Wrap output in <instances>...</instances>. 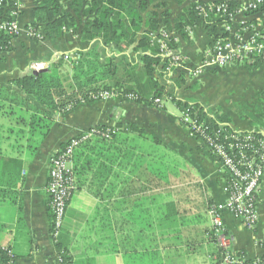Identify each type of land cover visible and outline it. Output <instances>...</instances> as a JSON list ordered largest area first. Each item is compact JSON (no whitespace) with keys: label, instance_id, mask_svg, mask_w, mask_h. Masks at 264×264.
I'll use <instances>...</instances> for the list:
<instances>
[{"label":"crops","instance_id":"1","mask_svg":"<svg viewBox=\"0 0 264 264\" xmlns=\"http://www.w3.org/2000/svg\"><path fill=\"white\" fill-rule=\"evenodd\" d=\"M35 1L22 0L23 28L36 19ZM216 1L220 0H155L149 11H156L161 22L168 20L169 25H162L168 27L176 49L191 62H198L203 51L212 46L213 27H223L218 17L208 24L191 22L190 9L195 3ZM237 1L243 4L249 0ZM259 16L237 13L231 21V36L241 33L249 37L250 30L244 23ZM12 44L13 50L0 52V88L15 89L12 81L31 73L30 66L35 61L71 62L78 58L79 50L96 47L102 53V49L117 48L113 42L82 40L72 32L57 39L35 40L24 31ZM131 50L133 54L124 57L129 56L134 62H140L141 53L148 52L134 51L132 47ZM117 53L106 57L101 54V59L115 58ZM178 70L177 76L182 75L185 80L177 84L166 72L163 75L168 79L167 85L158 67L165 93L183 102H198L208 113L220 110L230 117V125L236 131L261 129L255 124L257 117L249 121L246 116L250 118L248 113H254L250 105L255 100L264 99V64L247 67L232 63L201 76ZM191 77L198 78L196 84L189 90L181 89ZM204 79L213 80L214 84L203 87L199 82ZM15 90L36 108L50 112L53 122L46 135L35 136L33 145H29L28 128L4 116L0 109V246L12 248L16 255L13 264H227L218 260L219 244L213 238L208 214L209 202L225 201L226 175L208 147L194 139L181 123V107L169 99L161 107L111 99L82 103L61 113ZM169 102L177 111L169 107ZM17 110L18 114L32 113L31 108L22 105ZM118 123L135 124L145 130L148 138L141 141L145 148L139 158L141 166L136 168L134 155L127 154L126 167H117L109 187L99 192L77 188L59 238L65 249L58 248L52 237L47 192L51 157L64 142L92 127ZM258 210L259 222L254 230L246 228L228 209L222 212L231 248L244 251L251 258L264 254V179Z\"/></svg>","mask_w":264,"mask_h":264},{"label":"trees","instance_id":"2","mask_svg":"<svg viewBox=\"0 0 264 264\" xmlns=\"http://www.w3.org/2000/svg\"><path fill=\"white\" fill-rule=\"evenodd\" d=\"M154 1L36 0V19L31 26L36 29H42L44 33L43 39H57L66 32H72L81 36L82 40L104 39L107 43L113 42L119 47L120 51L132 47L134 51L147 49L148 52L141 53L140 62H134L129 56L121 60L109 57L102 61L101 53L96 47L87 51L79 50L76 52L78 58L70 60L71 62H65L70 69L67 77L60 72V68H63V62L54 61L50 64V67L40 70L38 73L31 71V73L15 78L12 81L16 87L15 89L33 97L48 109L57 110L61 113H67L82 104L81 98L88 99L91 92L101 90L116 92L120 90L123 95L122 100L146 103L157 107H161L163 102L169 99L178 107L190 108V115L194 120L208 118V122L203 125L200 132L195 134L194 139L203 142L206 138H211L215 143H220L227 147L228 140L225 139V135L221 134L220 131L223 128L231 133L237 132L231 127V119L227 114L219 110L209 115L200 103L183 102L174 95L165 93V86L161 83L157 70L158 67H161V74H165L167 63H164L160 56L161 47L158 39L161 38V30L168 29L166 25H169V22L166 19L161 22L156 11H149V7ZM222 1L227 4L226 14H236L241 7L237 0H220L213 3L218 5ZM197 4H193L190 9V19L193 23L199 20L196 11ZM259 12H264V4L256 9H247L245 14L255 15ZM2 14L3 10L0 9V16ZM144 14H146V17ZM231 21L229 20L230 26L232 24ZM162 23L166 25H162ZM144 29L146 30L142 31ZM212 31L215 39L219 37L228 39L231 36V32L225 28L213 27ZM142 32L143 35L140 37ZM15 38L8 35L1 36L0 52L13 50L12 42ZM171 39L172 47L176 49L177 45L174 43L173 37ZM35 40L39 39L36 38ZM239 64L254 67L258 63L245 61ZM53 67L60 74H54L56 72H52ZM178 71V69L174 68L171 77L177 84H180V81L185 79L182 78V75H180L181 77L175 75ZM15 89L0 88V109L4 116L11 117L13 120H17V123H21L28 128L29 145H33V141L36 140L35 136L46 135L49 131L53 122L52 116L50 112L36 108L18 94ZM129 95H134V99L129 100L127 97ZM262 97L264 98V90L262 91ZM260 100L264 101V99ZM18 105L31 108L32 113L29 115L18 114ZM248 115L250 118L257 117L256 112H249ZM255 124L264 128V118L256 119ZM1 128L2 126L0 127V132ZM92 128H95L97 133L83 140L74 149L72 169L78 189L86 187L92 192H99L113 183L112 176L116 174L117 167H126L124 156L127 154L134 155L136 168H138V165L141 166L139 158H142V153L145 152L141 141L148 137L145 130L135 124H129L128 126H123L119 123L114 126L99 124ZM11 129L10 132H14V129H12L13 131ZM256 131L241 132L255 133ZM83 133L76 137L81 138ZM70 142L71 139L64 142L61 148L66 147ZM211 154L213 155L212 152ZM150 168H153V165ZM136 179L141 180V178ZM214 205V202H209L208 214ZM212 231L213 238L217 240L214 230ZM60 235L55 238V241L57 247L63 249V244L61 239H59ZM233 252L239 256L246 255L244 251ZM217 255L218 260L224 262L225 249L219 246ZM15 258L16 255L12 248L0 246V264H13Z\"/></svg>","mask_w":264,"mask_h":264},{"label":"built area","instance_id":"3","mask_svg":"<svg viewBox=\"0 0 264 264\" xmlns=\"http://www.w3.org/2000/svg\"><path fill=\"white\" fill-rule=\"evenodd\" d=\"M264 4V0H249L240 4L237 13H245L247 9H256ZM227 4L198 3L196 11L199 21L210 23L216 17L222 19V27L227 31H232L229 20H233L237 14H226ZM0 9L3 14L0 16V38L1 36L19 37L24 31L31 37L42 40L44 33L42 29L32 26L23 28L20 23V14L23 9L22 0H0ZM254 22H245L250 30L249 37L238 33L230 38H214L212 46L205 49L198 62H191L183 53L172 47V37L168 30H161L160 56L164 63H167L166 72L172 74L173 69H183L190 76H201L207 71L215 68H223L232 63H262L264 64V12ZM229 18V19H227ZM47 61H38L31 64L33 72L46 69ZM120 90L109 91L101 90L91 92L88 99L81 98L82 103L90 101H102L111 99H121ZM129 100L134 99V95L127 96ZM159 101V100H158ZM181 121L188 128L190 135L202 130L208 118L194 120L190 115V108L182 107ZM223 127V125H221ZM221 134L225 135L228 145L215 143L211 138L203 140L208 149L213 153L220 163L226 175L223 187L225 201L223 204H215L209 211L213 230L220 247L225 249L224 262L227 264H264V254L257 257L239 256L232 251L229 238L225 234L223 226L224 209L231 211L237 218L241 219L244 226L254 230L259 222V203L262 183L264 179V128L255 133H235L228 132L222 128ZM97 133L92 128L83 133L81 138L74 137L64 148L52 155L50 163L49 180L47 192L50 196V210L52 219V237L57 238L64 226L66 212L70 199L77 189L76 178L72 169V156L74 149L83 141Z\"/></svg>","mask_w":264,"mask_h":264},{"label":"rangeland","instance_id":"4","mask_svg":"<svg viewBox=\"0 0 264 264\" xmlns=\"http://www.w3.org/2000/svg\"><path fill=\"white\" fill-rule=\"evenodd\" d=\"M31 26V25H30ZM16 38H18V37H16ZM15 38V39H16ZM33 39H36V38H34V37H32ZM114 52H119V54L117 53V56H115V58L117 59V60H121V59H123V57L127 54V53H129V54H133L132 52V50H131V47L129 48V49H126V50H124V51H122V52H120V50H119V47L117 46V48H111V49H102V55H103V57H106L107 56V54H113ZM65 58H66V56H65ZM47 61V60H46ZM56 61V60H55ZM35 62H38V61H35ZM48 63H49V65H48V67H50V64L52 63V62H54V61H52V62H50V61H47ZM60 62H63V68L61 67L60 69V72L63 74V75H66V77L69 75V72H70V69H69V67H68V65L67 64H65V60H61ZM34 63V62H33ZM48 67H46V69L48 68ZM55 68L53 67L52 68V72L53 71H55L54 70ZM30 71H32V69L30 68ZM56 73H54V74H60V72L59 71H55ZM177 74H175L176 76L178 75V72H176ZM161 76V79H162V81H163V83L164 84H167L168 85V79H167V77L165 78V75H160ZM181 77V76H180ZM160 78V77H159ZM172 78V77H171ZM188 79V78H187ZM196 79H198V78H196V77H191V78H189L188 80H186V82H184L183 83V86H185V87H183V88H181V89H183V90H189L190 88H191V85H194V84H196ZM206 82H207V80L206 79H204ZM204 80H202V81H200L199 83H201L202 84V86L203 87H208L210 84H214V81L212 80V81H210V80H208V82L206 83ZM177 91V90H176ZM262 99V98H261ZM168 105H169V107H171V108H173V109H175V111H177L176 110V107L174 106V104L172 103V102H169L168 103ZM261 109V110H260ZM250 110L251 111H254V112H256V114H257V118L259 119H263L264 118V101H261L260 99H257V100H255L254 101V103L252 104V105H250ZM258 110H260V111H258ZM247 111H249V108L248 109H245V113L247 112ZM181 113V112H180ZM209 113H212V112H209ZM208 113V114H209ZM210 115V114H209ZM217 116V115H216ZM246 119H248L249 121L251 120V118H249L248 116H246ZM185 126V125H184ZM186 127V126H185ZM187 128V127H186ZM188 129V128H187ZM189 131V130H188Z\"/></svg>","mask_w":264,"mask_h":264},{"label":"water","instance_id":"5","mask_svg":"<svg viewBox=\"0 0 264 264\" xmlns=\"http://www.w3.org/2000/svg\"><path fill=\"white\" fill-rule=\"evenodd\" d=\"M35 73H38V71H36Z\"/></svg>","mask_w":264,"mask_h":264}]
</instances>
